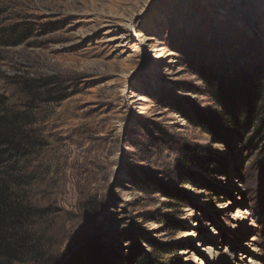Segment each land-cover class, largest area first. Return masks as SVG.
Returning a JSON list of instances; mask_svg holds the SVG:
<instances>
[{
  "label": "rangeland",
  "instance_id": "rangeland-1",
  "mask_svg": "<svg viewBox=\"0 0 264 264\" xmlns=\"http://www.w3.org/2000/svg\"><path fill=\"white\" fill-rule=\"evenodd\" d=\"M262 105L264 0H0L15 264H264Z\"/></svg>",
  "mask_w": 264,
  "mask_h": 264
},
{
  "label": "trees",
  "instance_id": "trees-1",
  "mask_svg": "<svg viewBox=\"0 0 264 264\" xmlns=\"http://www.w3.org/2000/svg\"><path fill=\"white\" fill-rule=\"evenodd\" d=\"M209 83L211 87L210 91L224 106L223 97L221 96L222 87L218 86L212 80H210ZM253 103L251 102V104L246 106L249 109L245 110L248 114V118L251 114H255V112H253L255 109V107L252 106ZM262 107L264 108V105H262ZM226 111L229 116L231 115L232 123L235 125L242 124L243 121L239 119L238 113L233 110ZM260 119L264 124V116L260 117ZM188 157L192 165L206 169L205 157L207 156L205 154L200 155L194 153L190 154ZM37 216V211L33 206L18 204L14 201L8 184L0 178V264H15L21 262V255L24 254L23 252L20 253L18 249H20V247L25 248L29 246L31 235L28 229L34 223L33 219ZM159 247L166 253L171 251L170 247L166 245H159ZM98 253L99 250L95 252V256H97ZM134 259L135 254H132L129 257V261L131 260L130 262L134 261V264H146L147 262V260L143 259L140 261Z\"/></svg>",
  "mask_w": 264,
  "mask_h": 264
},
{
  "label": "bare ground",
  "instance_id": "bare-ground-1",
  "mask_svg": "<svg viewBox=\"0 0 264 264\" xmlns=\"http://www.w3.org/2000/svg\"><path fill=\"white\" fill-rule=\"evenodd\" d=\"M120 63H123V61H121Z\"/></svg>",
  "mask_w": 264,
  "mask_h": 264
}]
</instances>
